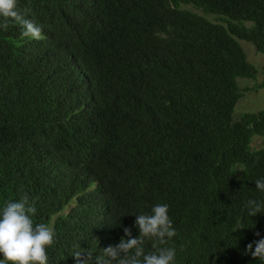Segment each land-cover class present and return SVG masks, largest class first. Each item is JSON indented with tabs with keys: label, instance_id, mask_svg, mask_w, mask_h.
<instances>
[{
	"label": "trees",
	"instance_id": "1",
	"mask_svg": "<svg viewBox=\"0 0 264 264\" xmlns=\"http://www.w3.org/2000/svg\"><path fill=\"white\" fill-rule=\"evenodd\" d=\"M17 9L43 39L0 28V209L28 194L34 225L55 230L47 264H75L76 250L95 264L125 227L138 237L136 215L158 203L177 233L161 246L174 264H264L245 251L264 238V208L247 211L264 203V109L235 112L238 78L256 72L240 40L264 56V0Z\"/></svg>",
	"mask_w": 264,
	"mask_h": 264
},
{
	"label": "clouds",
	"instance_id": "2",
	"mask_svg": "<svg viewBox=\"0 0 264 264\" xmlns=\"http://www.w3.org/2000/svg\"><path fill=\"white\" fill-rule=\"evenodd\" d=\"M10 22L22 27L23 36L43 39L41 27L25 18L17 9V0H0V28L6 30ZM255 187L264 192V179H257ZM262 208L264 203L254 199L247 201L251 217L261 213ZM168 210L166 203H158L149 214L136 215L135 226L139 229V236L132 238L131 230L125 227L124 237L115 246L104 248L102 255L95 258V264H174L175 248L161 247L177 234ZM35 213L36 208L30 203L27 193L18 201L6 202L0 209V264H47V249L54 243L55 230L46 224L34 225L31 216ZM255 236L259 237L260 233L256 232ZM145 239H154V251L146 253L143 247ZM85 251L87 255L83 254ZM245 251L253 258L264 259V238L248 243ZM72 257L75 264H92L91 251L76 250Z\"/></svg>",
	"mask_w": 264,
	"mask_h": 264
},
{
	"label": "rangeland",
	"instance_id": "3",
	"mask_svg": "<svg viewBox=\"0 0 264 264\" xmlns=\"http://www.w3.org/2000/svg\"><path fill=\"white\" fill-rule=\"evenodd\" d=\"M186 7L192 9L190 6ZM194 11L201 13L199 10ZM207 17L212 20L216 18L214 15H207ZM240 42L247 59L253 64L256 72L254 78H238L237 80L243 95L236 104V117L242 112L264 109V88L258 87L264 79V56L256 50L252 43L245 40H240ZM260 141V137L254 135L251 139V147L258 148L261 145Z\"/></svg>",
	"mask_w": 264,
	"mask_h": 264
}]
</instances>
